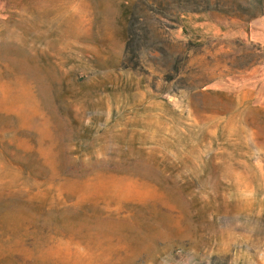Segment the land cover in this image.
Segmentation results:
<instances>
[{
	"label": "rangeland",
	"instance_id": "374dc122",
	"mask_svg": "<svg viewBox=\"0 0 264 264\" xmlns=\"http://www.w3.org/2000/svg\"><path fill=\"white\" fill-rule=\"evenodd\" d=\"M0 264H264V0H0Z\"/></svg>",
	"mask_w": 264,
	"mask_h": 264
}]
</instances>
